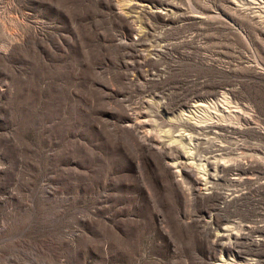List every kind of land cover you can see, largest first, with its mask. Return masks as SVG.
Instances as JSON below:
<instances>
[{"label": "rangeland", "instance_id": "374dc122", "mask_svg": "<svg viewBox=\"0 0 264 264\" xmlns=\"http://www.w3.org/2000/svg\"><path fill=\"white\" fill-rule=\"evenodd\" d=\"M0 264H264V0H0Z\"/></svg>", "mask_w": 264, "mask_h": 264}]
</instances>
